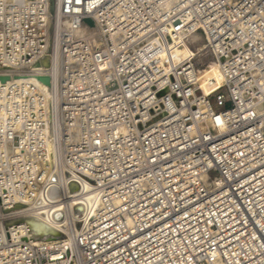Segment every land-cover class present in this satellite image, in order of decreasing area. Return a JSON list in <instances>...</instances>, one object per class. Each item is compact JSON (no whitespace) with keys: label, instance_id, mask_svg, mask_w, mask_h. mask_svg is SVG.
Masks as SVG:
<instances>
[{"label":"built area","instance_id":"built-area-1","mask_svg":"<svg viewBox=\"0 0 264 264\" xmlns=\"http://www.w3.org/2000/svg\"><path fill=\"white\" fill-rule=\"evenodd\" d=\"M47 7L0 0V264L46 211L69 264H264V0H60L55 47Z\"/></svg>","mask_w":264,"mask_h":264},{"label":"bare ground","instance_id":"bare-ground-1","mask_svg":"<svg viewBox=\"0 0 264 264\" xmlns=\"http://www.w3.org/2000/svg\"><path fill=\"white\" fill-rule=\"evenodd\" d=\"M28 1V0H24ZM59 1L60 0H53L52 1V9H50V2L48 0V7L47 11L45 12V16L43 15L46 24L49 23V29L51 33V37H54V41L52 40V47L54 45L55 47V41H58V37L63 34L64 31H70V27L72 20L69 17H65L63 12L59 9ZM70 10L78 11V7L73 6ZM69 15V14H68ZM42 21V19H41ZM90 29V26H82L81 28L74 29V32L76 34L84 33ZM15 32V30L12 31V33ZM192 39L195 41V47L199 48L201 46L200 37L198 34H194L192 36ZM54 42V44H53ZM59 43V42H58ZM182 52H186L188 50L187 46L184 45L181 48ZM42 65L47 66L49 65V60L46 58L42 59L41 61ZM52 63V69L53 72L57 71L58 68V61L54 59V61H51ZM39 80L46 82L48 77L47 76H39ZM42 78V79H41ZM200 85L201 89L204 92H211L215 89L219 88L222 85V76L221 73L214 63H210L209 68H204L200 71ZM8 79V76H5L1 80V82H4ZM1 110V109H0ZM60 181L56 180V186H59ZM70 190L73 192L76 190V187L74 184L71 185ZM51 197L58 196L56 190L51 191ZM87 196V195H86ZM87 199H89L87 197ZM23 203H18L17 207H23ZM75 209L79 210L81 209L80 205H76ZM7 211V210H6ZM48 211H46V214H33V213H25L23 214L18 220H11L6 222L7 225H12L16 222H19L23 225H25L31 234L32 241L35 242V244H38L39 242L43 241L47 245V247H51V249L47 250V255L53 259V261L48 262L46 264H69L68 257L64 256V250L60 247V241L56 242V239L58 236H60L61 231L66 232V236H64V239L62 240V244H65L67 247L70 246L73 247V241H74V235L72 226L76 223H74V216L70 215L68 212L65 213L64 217L59 220H50L48 217ZM21 235L24 234V231L20 232ZM73 249V248H72Z\"/></svg>","mask_w":264,"mask_h":264},{"label":"water","instance_id":"water-1","mask_svg":"<svg viewBox=\"0 0 264 264\" xmlns=\"http://www.w3.org/2000/svg\"><path fill=\"white\" fill-rule=\"evenodd\" d=\"M52 1H53V0H49V2H50V9H52ZM87 21L91 24V21H90L89 19H87ZM4 77H5V76H0V79L3 80ZM43 77H44V76H43ZM41 79H42V78H41ZM46 82H48V79H47Z\"/></svg>","mask_w":264,"mask_h":264}]
</instances>
